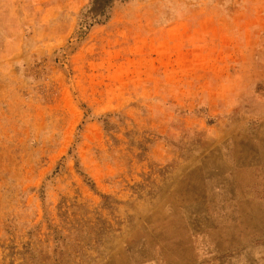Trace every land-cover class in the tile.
Here are the masks:
<instances>
[{"label": "rangeland", "instance_id": "obj_1", "mask_svg": "<svg viewBox=\"0 0 264 264\" xmlns=\"http://www.w3.org/2000/svg\"><path fill=\"white\" fill-rule=\"evenodd\" d=\"M90 7L0 0V264H248L264 0Z\"/></svg>", "mask_w": 264, "mask_h": 264}, {"label": "trees", "instance_id": "obj_2", "mask_svg": "<svg viewBox=\"0 0 264 264\" xmlns=\"http://www.w3.org/2000/svg\"><path fill=\"white\" fill-rule=\"evenodd\" d=\"M115 0H91V7L86 13L91 17L92 23L101 22L100 18H108V14Z\"/></svg>", "mask_w": 264, "mask_h": 264}, {"label": "crops", "instance_id": "obj_3", "mask_svg": "<svg viewBox=\"0 0 264 264\" xmlns=\"http://www.w3.org/2000/svg\"><path fill=\"white\" fill-rule=\"evenodd\" d=\"M256 230L253 232V235L256 237ZM256 247H259L256 249ZM251 249V248H250ZM248 264H264V245L256 246L255 251L252 253L249 251L248 253Z\"/></svg>", "mask_w": 264, "mask_h": 264}]
</instances>
